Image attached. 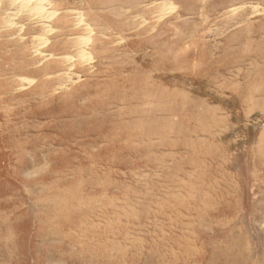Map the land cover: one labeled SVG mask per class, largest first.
<instances>
[{
  "label": "rangeland",
  "instance_id": "rangeland-1",
  "mask_svg": "<svg viewBox=\"0 0 264 264\" xmlns=\"http://www.w3.org/2000/svg\"><path fill=\"white\" fill-rule=\"evenodd\" d=\"M0 264H264V0H0Z\"/></svg>",
  "mask_w": 264,
  "mask_h": 264
},
{
  "label": "bare ground",
  "instance_id": "bare-ground-1",
  "mask_svg": "<svg viewBox=\"0 0 264 264\" xmlns=\"http://www.w3.org/2000/svg\"><path fill=\"white\" fill-rule=\"evenodd\" d=\"M37 3V2H36ZM39 3V2H38ZM25 6V5H24ZM37 8V7H36ZM35 10V9H34ZM46 17V16H45ZM82 40H84V39H82ZM81 54V53H80ZM82 57H84V56H82ZM89 57V56H88ZM68 58V57H67Z\"/></svg>",
  "mask_w": 264,
  "mask_h": 264
}]
</instances>
